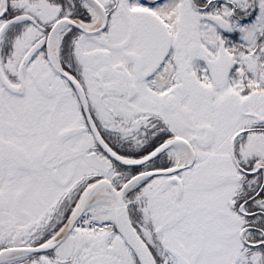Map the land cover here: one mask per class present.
Returning a JSON list of instances; mask_svg holds the SVG:
<instances>
[{
	"label": "snow or ice",
	"instance_id": "1",
	"mask_svg": "<svg viewBox=\"0 0 264 264\" xmlns=\"http://www.w3.org/2000/svg\"><path fill=\"white\" fill-rule=\"evenodd\" d=\"M0 264H264V0H0Z\"/></svg>",
	"mask_w": 264,
	"mask_h": 264
}]
</instances>
